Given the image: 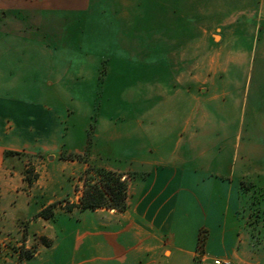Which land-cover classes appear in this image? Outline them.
Returning <instances> with one entry per match:
<instances>
[{
    "label": "rangeland",
    "instance_id": "obj_1",
    "mask_svg": "<svg viewBox=\"0 0 264 264\" xmlns=\"http://www.w3.org/2000/svg\"><path fill=\"white\" fill-rule=\"evenodd\" d=\"M203 9L236 21L213 63L204 56L214 49L198 45L210 16ZM80 10L47 12L29 27L0 89L14 115L30 109L53 127L48 141L31 133L50 152L12 151L0 169V264H43L54 219L107 159L114 125H126L131 141L168 142L178 133L169 125L186 119L201 120L217 159L230 155L227 170L242 175L244 210L264 251V0H89ZM228 51L239 60L228 62ZM180 74H207L206 91L171 95ZM51 203L55 215L39 216Z\"/></svg>",
    "mask_w": 264,
    "mask_h": 264
},
{
    "label": "crops",
    "instance_id": "obj_2",
    "mask_svg": "<svg viewBox=\"0 0 264 264\" xmlns=\"http://www.w3.org/2000/svg\"><path fill=\"white\" fill-rule=\"evenodd\" d=\"M88 3L0 0V33L11 31L19 37L18 43L16 38L0 37V89L7 88L9 64L15 62L16 51L25 47L29 27L42 24L44 13L82 10ZM202 13L210 16L198 45L205 51L214 49L209 55L204 53L206 61L213 63L222 55L219 48L230 45L236 21H218L212 17L217 14L213 10L203 9ZM238 58L228 51V62ZM177 78L182 86L170 92L173 96L206 91L207 74H180ZM259 90L264 88L260 86ZM194 100L201 102L202 98ZM28 114L14 115L0 97V169L8 159L6 151L52 150L31 135L36 131L48 141L52 125L44 119H31ZM169 126L178 133L165 142L131 141L132 136L125 135L126 125H114L109 136L111 145L103 152L107 159L98 163L127 178L126 209L75 206L58 214L52 226L53 244L44 251L47 257L43 264H216V259L228 264H264V251L255 242L244 210L242 175L227 170L230 155L225 160L220 154L221 160L217 159L213 153L217 145H207L199 119Z\"/></svg>",
    "mask_w": 264,
    "mask_h": 264
},
{
    "label": "trees",
    "instance_id": "obj_3",
    "mask_svg": "<svg viewBox=\"0 0 264 264\" xmlns=\"http://www.w3.org/2000/svg\"><path fill=\"white\" fill-rule=\"evenodd\" d=\"M12 151H6V154ZM93 174L86 177L85 187L79 201L68 206L67 210L73 207L81 209H96L99 207L126 209L128 205V180L122 173L104 168L96 167ZM90 173V170H88ZM95 180V181H94ZM56 203H51L39 212V216L51 218L55 215ZM32 256V253L24 255Z\"/></svg>",
    "mask_w": 264,
    "mask_h": 264
},
{
    "label": "built area",
    "instance_id": "obj_4",
    "mask_svg": "<svg viewBox=\"0 0 264 264\" xmlns=\"http://www.w3.org/2000/svg\"><path fill=\"white\" fill-rule=\"evenodd\" d=\"M215 263H216V264H222V263H226V264H228L229 262H228V261H225V260H221V259H216V260H215Z\"/></svg>",
    "mask_w": 264,
    "mask_h": 264
}]
</instances>
